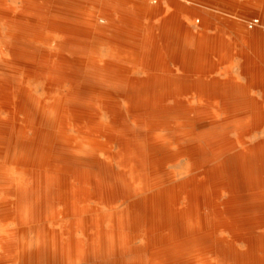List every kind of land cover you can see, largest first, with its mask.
Instances as JSON below:
<instances>
[{
  "label": "bare ground",
  "instance_id": "bare-ground-1",
  "mask_svg": "<svg viewBox=\"0 0 264 264\" xmlns=\"http://www.w3.org/2000/svg\"><path fill=\"white\" fill-rule=\"evenodd\" d=\"M86 64L55 101H0V263L264 264V144L229 137L226 101Z\"/></svg>",
  "mask_w": 264,
  "mask_h": 264
},
{
  "label": "rangeland",
  "instance_id": "rangeland-1",
  "mask_svg": "<svg viewBox=\"0 0 264 264\" xmlns=\"http://www.w3.org/2000/svg\"><path fill=\"white\" fill-rule=\"evenodd\" d=\"M55 1L8 0L5 13L13 24L6 23L0 15V54L14 68L19 83L5 82L8 68L0 69V101H21L22 98L23 101L37 98L55 101L65 83L52 79L65 76L66 83L82 82L88 68L86 59L94 56L109 71L130 72L147 66L173 71L180 78L187 76L183 85L214 87L211 97L201 101H216L221 105L226 101L229 137L234 140L241 135L249 151L256 144H264V54L249 48L250 43L244 45L238 41L247 35L259 37L257 41L264 44V0H217L216 8L222 10L225 2L228 11L212 13L215 25H204V15L191 14V0H157L156 3L141 0L156 13L154 19L145 10H139L134 0L117 1L119 9L113 0L103 3L71 0L70 4ZM98 6L100 9H96ZM254 17L261 23L250 29L248 21ZM94 18L97 25L91 23ZM50 21H55L51 29ZM176 21L187 26L194 36L210 37V48L202 52L190 45L182 48L180 32L183 29L168 24ZM83 84L84 87L91 85ZM6 86L15 95L8 94ZM171 103L168 101L166 105ZM261 164L264 167V159ZM259 215L264 230V210ZM19 241L7 236L0 246L2 249L20 246Z\"/></svg>",
  "mask_w": 264,
  "mask_h": 264
},
{
  "label": "crops",
  "instance_id": "crops-1",
  "mask_svg": "<svg viewBox=\"0 0 264 264\" xmlns=\"http://www.w3.org/2000/svg\"><path fill=\"white\" fill-rule=\"evenodd\" d=\"M65 4H70L71 0H63ZM117 1L119 0H113V3L115 4V7L119 9L118 5H117ZM126 1V0H123ZM127 1H131V0H127ZM135 2H137V7H139V10H145L146 11V15L147 16H151V18L154 19L155 17V12L151 9H149V7L147 6V4L141 0H134ZM53 3H55V0H52ZM95 2H100L103 3L104 0H96ZM1 6H0V11L2 14L1 17L5 20H7V17H9L6 13H5V9H8V0H0ZM224 7L222 10H218L216 8L217 5V0H191V14L194 15H204L203 20L204 22L202 24L204 25H215L216 22L213 21L214 17L212 16V13H216V12H223L224 14H226V12L228 11V9L226 8V3L223 2ZM102 6V5H100ZM96 7V9H100L99 7ZM22 8H25L26 6H21ZM11 8H15L14 6H12ZM148 10V11H147ZM180 11L177 14V17L180 16ZM199 22V20H198ZM6 23L9 24H13L10 21L7 20ZM169 26L170 25H179L181 26V30L183 29V31H181V35H180V42H181V47H187V46H193V47H197V49H200L199 51L202 52V50L204 49L205 51L207 50V48L209 49L210 46V42H211V38L210 37H205V36H194L189 29L187 28V26H185L184 24H182L181 22H171L168 23ZM55 25V21H50L48 22V26L49 29H51V27H54ZM185 27V28H184ZM198 39V40H197ZM259 39V37L256 38H251L248 37L247 35H242L238 41L242 42L244 45H248V43H250L248 46L251 49H254L255 52L257 53H261L264 54V44L260 43L259 41H257ZM196 41V42H195ZM209 42V43H208ZM248 42V43H247ZM196 57V56H195ZM194 57V58H195ZM147 66H144L142 68H136L133 71L131 70L130 72H128L127 75L128 76H143L145 73H163V74H176L179 75L178 73H175L173 71H163V69L161 70H154V69H149L146 68ZM116 70V69H115ZM163 71V72H162ZM119 72H123V71H119ZM180 77V76H178ZM185 77V76H184ZM184 79V78H181ZM213 90H215L214 87H212L210 94L208 95V97H211ZM225 93V91L223 92ZM207 97V98H208Z\"/></svg>",
  "mask_w": 264,
  "mask_h": 264
},
{
  "label": "built area",
  "instance_id": "built-area-1",
  "mask_svg": "<svg viewBox=\"0 0 264 264\" xmlns=\"http://www.w3.org/2000/svg\"><path fill=\"white\" fill-rule=\"evenodd\" d=\"M152 2L156 3L157 0H151ZM261 23L258 17H254L248 21V28L252 29Z\"/></svg>",
  "mask_w": 264,
  "mask_h": 264
}]
</instances>
